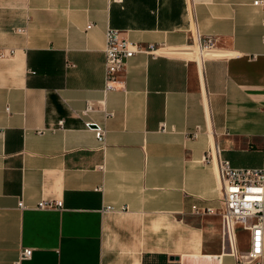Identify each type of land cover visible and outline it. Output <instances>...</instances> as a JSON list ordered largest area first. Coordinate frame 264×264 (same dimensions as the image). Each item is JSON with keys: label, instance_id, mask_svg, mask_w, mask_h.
<instances>
[{"label": "crops", "instance_id": "obj_1", "mask_svg": "<svg viewBox=\"0 0 264 264\" xmlns=\"http://www.w3.org/2000/svg\"><path fill=\"white\" fill-rule=\"evenodd\" d=\"M250 2L0 0V50H12L0 58V264H241L249 235L236 230L235 255L222 242L212 155L264 165V29ZM107 28L155 50L102 94ZM207 37L214 51L183 54Z\"/></svg>", "mask_w": 264, "mask_h": 264}, {"label": "built area", "instance_id": "obj_2", "mask_svg": "<svg viewBox=\"0 0 264 264\" xmlns=\"http://www.w3.org/2000/svg\"><path fill=\"white\" fill-rule=\"evenodd\" d=\"M250 4L257 8L262 17L260 25L264 29V0H251ZM86 25L85 28H88ZM261 43L264 45V32L261 35ZM154 46L147 44L143 47L137 43L121 38L118 31L113 28H107L104 33L103 44V87L102 94L115 88L114 82L127 59L136 52H143L149 55L153 54ZM214 42L211 38H205L198 42V59L206 52L214 51ZM12 54V50H0V58ZM251 57H254L252 55ZM264 91V84H263ZM88 103L85 104L80 112L85 115L89 110ZM61 120L57 121L61 124ZM84 127H90L95 139L99 143L104 140V128L91 120L83 121ZM93 125V126H91ZM195 135V132L192 133ZM264 135V134H263ZM216 163L217 179L220 185V209L218 212L220 219V236L224 246L228 251L235 255L236 253V230L238 228L245 230L249 235V249L240 255L241 264H260L261 242L264 224V165L259 167H234L227 159L221 158L218 151L212 155ZM16 205L22 208V202L17 201ZM61 206L60 200H39L35 208L52 209ZM106 205L103 210H110ZM211 212L209 208L204 210ZM31 254V248L23 247L19 252V259H28Z\"/></svg>", "mask_w": 264, "mask_h": 264}, {"label": "rangeland", "instance_id": "obj_3", "mask_svg": "<svg viewBox=\"0 0 264 264\" xmlns=\"http://www.w3.org/2000/svg\"><path fill=\"white\" fill-rule=\"evenodd\" d=\"M183 50H184L183 54H185V56L196 57V58L198 57L196 46H194L193 48H188V49H183Z\"/></svg>", "mask_w": 264, "mask_h": 264}, {"label": "water", "instance_id": "obj_4", "mask_svg": "<svg viewBox=\"0 0 264 264\" xmlns=\"http://www.w3.org/2000/svg\"><path fill=\"white\" fill-rule=\"evenodd\" d=\"M91 126H93V125H91Z\"/></svg>", "mask_w": 264, "mask_h": 264}]
</instances>
